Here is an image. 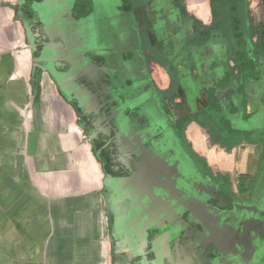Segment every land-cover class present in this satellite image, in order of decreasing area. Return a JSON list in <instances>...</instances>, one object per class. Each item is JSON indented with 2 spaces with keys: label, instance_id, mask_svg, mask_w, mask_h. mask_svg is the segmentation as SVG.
<instances>
[{
  "label": "crops",
  "instance_id": "1",
  "mask_svg": "<svg viewBox=\"0 0 264 264\" xmlns=\"http://www.w3.org/2000/svg\"><path fill=\"white\" fill-rule=\"evenodd\" d=\"M105 3L0 0V264H109L108 210L136 194L84 130L91 87L186 111L193 150L231 179L264 167V0Z\"/></svg>",
  "mask_w": 264,
  "mask_h": 264
},
{
  "label": "flooded vegetation",
  "instance_id": "2",
  "mask_svg": "<svg viewBox=\"0 0 264 264\" xmlns=\"http://www.w3.org/2000/svg\"><path fill=\"white\" fill-rule=\"evenodd\" d=\"M122 2L106 0V12L114 15ZM91 88L100 101L96 111L87 109L82 124L119 178L136 176L152 157L166 162L146 167L134 180L155 187V195L121 194L108 210L114 232L109 264H264V179H257L264 167L231 179L193 150L185 135L186 111L173 104L169 114L160 102L134 107L117 90ZM123 106V116L112 117ZM260 133L264 137V126ZM258 146L264 157V140Z\"/></svg>",
  "mask_w": 264,
  "mask_h": 264
},
{
  "label": "water",
  "instance_id": "3",
  "mask_svg": "<svg viewBox=\"0 0 264 264\" xmlns=\"http://www.w3.org/2000/svg\"><path fill=\"white\" fill-rule=\"evenodd\" d=\"M27 48L28 49H31L32 48V45L31 44H29V45H27ZM79 93H81V94H83L86 98H87V100H90L91 98H93L94 97V94L93 93H91L90 91H89V89H87L84 85H76L75 87H74V92H73V94L75 95V96H78L79 95ZM84 103H85V101L84 100H81L80 98H78L77 97V104H78V106L79 107H83L84 106ZM124 107L125 106H123L122 108H120L118 111H116V115L119 117H122L123 116V110H124ZM90 137V136H89ZM91 138V137H90ZM159 163H166L164 160H162V159H159L158 158V156H156V157H152L151 158V162L150 163H148L147 164V166H145V168H143V169H141V170H139L138 171V173H137V175L136 176H134L133 174H131V175H129L128 177H126V178H118L117 180L118 181H120L121 183H124L125 184V182H127V181H134V180H137V179H140V174H142L143 173V171L146 169V167H152L153 165H156V164H159ZM152 165V166H151ZM135 183H136V181H134ZM134 183V185H131V186H129L128 187V190H129V192L131 193V194H136V195H142V194H144V195H155L156 193L154 192V189H155V187H148V188H146V187H144L143 185H141V184H135ZM145 189H148V190H145ZM157 189V188H156ZM143 192V193H142ZM171 224V223H170Z\"/></svg>",
  "mask_w": 264,
  "mask_h": 264
}]
</instances>
